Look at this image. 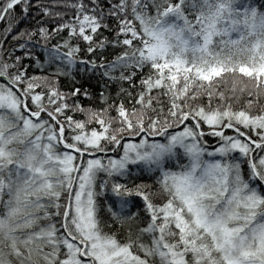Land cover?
Masks as SVG:
<instances>
[{"label":"snow or ice","instance_id":"obj_1","mask_svg":"<svg viewBox=\"0 0 264 264\" xmlns=\"http://www.w3.org/2000/svg\"><path fill=\"white\" fill-rule=\"evenodd\" d=\"M0 264H264V0H0Z\"/></svg>","mask_w":264,"mask_h":264},{"label":"trees","instance_id":"obj_2","mask_svg":"<svg viewBox=\"0 0 264 264\" xmlns=\"http://www.w3.org/2000/svg\"><path fill=\"white\" fill-rule=\"evenodd\" d=\"M105 35H107V33H105ZM55 42V40L52 41V43ZM36 51L41 56H43L42 48L37 47ZM107 58L111 59V56L109 55ZM25 63H27V61H25ZM54 67L55 65H53L52 68H48L47 66H45L44 70H41V68L39 67H33L29 71L31 74L43 76L50 74L53 71ZM56 84L60 88V90L65 93L70 92V90L73 88L81 89V94L79 95L78 99L81 104L88 106L91 101L88 97L84 96L83 91L87 90L89 93L98 97L99 93L102 90L101 86L104 84V81L101 80L99 74L94 72L82 71L80 66L77 65L73 67L72 71L69 74L59 76ZM103 90L115 94V92L117 91V86L109 82ZM207 139L209 140L210 144H215V141L212 137H208Z\"/></svg>","mask_w":264,"mask_h":264}]
</instances>
